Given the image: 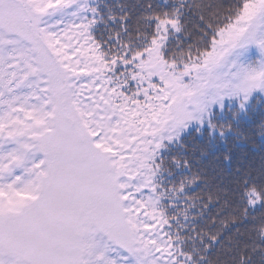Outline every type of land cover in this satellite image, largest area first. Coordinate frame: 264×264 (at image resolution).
<instances>
[{
	"label": "snow or ice",
	"instance_id": "snow-or-ice-1",
	"mask_svg": "<svg viewBox=\"0 0 264 264\" xmlns=\"http://www.w3.org/2000/svg\"><path fill=\"white\" fill-rule=\"evenodd\" d=\"M257 111L264 0H0V264H264Z\"/></svg>",
	"mask_w": 264,
	"mask_h": 264
},
{
	"label": "trees",
	"instance_id": "trees-1",
	"mask_svg": "<svg viewBox=\"0 0 264 264\" xmlns=\"http://www.w3.org/2000/svg\"><path fill=\"white\" fill-rule=\"evenodd\" d=\"M223 2L228 4L232 0H223ZM262 122H264V117L257 111L247 123L242 125L243 137L239 140L230 141L227 146L216 145L212 148V154L206 158L205 163L209 166H215L216 158L230 148L234 156L233 168L241 164L259 167L261 159L264 158V140L260 136ZM193 142L191 138L188 141L190 145ZM195 143L203 144L205 141L197 139Z\"/></svg>",
	"mask_w": 264,
	"mask_h": 264
}]
</instances>
